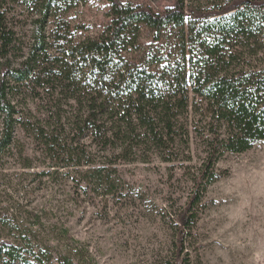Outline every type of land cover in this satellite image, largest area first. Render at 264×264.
<instances>
[{
	"label": "trees",
	"instance_id": "trees-1",
	"mask_svg": "<svg viewBox=\"0 0 264 264\" xmlns=\"http://www.w3.org/2000/svg\"><path fill=\"white\" fill-rule=\"evenodd\" d=\"M34 1L38 31L24 55L9 26L7 2L0 0V159L17 148L21 129L48 152L63 155L62 168L89 167L87 173L111 194L120 165L148 164L145 154L152 150L165 163H175L178 154L170 148H189L195 132L207 143L209 157L175 218L174 264H188L185 243L202 184L219 178L211 173L213 165L226 153L243 154L264 143V0H148L137 6L104 0L110 6L106 27L70 44L64 43L60 24L53 43L46 32L70 0ZM144 33L150 42L141 41ZM56 45L60 48L52 54ZM17 55L21 62L15 65L11 58ZM57 79L78 105L66 119L69 133L63 125L50 131L53 126H43L23 109L24 89L32 84L45 89ZM66 134L76 139L69 144ZM88 134L105 155L98 157L101 163L80 145ZM20 158L25 169L33 167L23 152ZM3 226L10 233L0 236V264H99L89 246L45 212Z\"/></svg>",
	"mask_w": 264,
	"mask_h": 264
},
{
	"label": "rangeland",
	"instance_id": "rangeland-1",
	"mask_svg": "<svg viewBox=\"0 0 264 264\" xmlns=\"http://www.w3.org/2000/svg\"><path fill=\"white\" fill-rule=\"evenodd\" d=\"M121 1L134 6L148 3ZM6 2L9 26L27 55L38 31V4L34 0ZM109 12L104 0L67 1L51 18L47 37L53 43L55 24H60L67 44L94 36L109 23ZM141 41L150 42L151 36L144 33ZM59 48L54 46L51 53ZM11 59L15 65L21 62L19 55ZM46 87L32 84L24 89V113L43 126H53L50 131L63 125L72 132L66 120L78 110L72 93L63 79L52 80ZM29 134L18 129L17 148L0 159L1 237L10 233L3 226L9 221L22 224L28 213L45 212L53 223L66 225L72 236L89 246L99 264H174L175 218L196 190L195 181L208 161L205 140L192 132L189 148L171 147L178 154L175 163H165L152 150L145 154L148 164L120 165L119 180L115 178L108 194L107 186L87 173L89 167L62 168L64 156L48 152ZM75 139L63 135L69 144ZM80 141L101 163L98 157L105 155L98 153L91 135ZM20 152L32 160L31 169L24 168ZM213 166L211 173L219 178L202 184V201L185 243L188 264H264V143L243 154L226 153Z\"/></svg>",
	"mask_w": 264,
	"mask_h": 264
}]
</instances>
